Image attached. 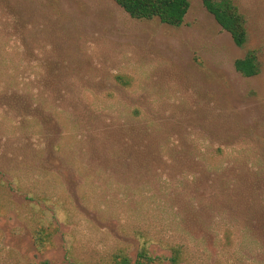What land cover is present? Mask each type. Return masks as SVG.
Instances as JSON below:
<instances>
[{"label":"rangeland","instance_id":"374dc122","mask_svg":"<svg viewBox=\"0 0 264 264\" xmlns=\"http://www.w3.org/2000/svg\"><path fill=\"white\" fill-rule=\"evenodd\" d=\"M232 1L242 48L198 0H0V264H264V0Z\"/></svg>","mask_w":264,"mask_h":264},{"label":"trees","instance_id":"16d2710c","mask_svg":"<svg viewBox=\"0 0 264 264\" xmlns=\"http://www.w3.org/2000/svg\"><path fill=\"white\" fill-rule=\"evenodd\" d=\"M130 18L150 21L157 19L161 24L180 27L189 10L191 0H112ZM206 11L213 16L222 30L227 32L234 45L242 48L248 40L244 15L232 0H198ZM233 67L243 77H254L259 74L260 65L255 50H249L242 58L235 59ZM177 263V258H171ZM161 257H153L147 247H141L135 260L126 255L119 257L116 264H162Z\"/></svg>","mask_w":264,"mask_h":264}]
</instances>
